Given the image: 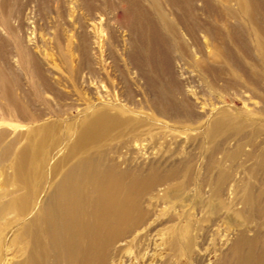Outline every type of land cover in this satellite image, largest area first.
Masks as SVG:
<instances>
[{
	"label": "rangeland",
	"instance_id": "obj_1",
	"mask_svg": "<svg viewBox=\"0 0 264 264\" xmlns=\"http://www.w3.org/2000/svg\"><path fill=\"white\" fill-rule=\"evenodd\" d=\"M159 2L186 53L149 0H0V264H24L31 246L18 235L27 225L41 233L43 202L75 159L92 168L103 155L107 165L163 177L143 194L145 218L112 246L108 264L261 257L264 65L255 26L237 0ZM249 2L262 19L264 0ZM229 29L226 64L212 46ZM101 113L121 123L78 155L72 146Z\"/></svg>",
	"mask_w": 264,
	"mask_h": 264
},
{
	"label": "bare ground",
	"instance_id": "obj_2",
	"mask_svg": "<svg viewBox=\"0 0 264 264\" xmlns=\"http://www.w3.org/2000/svg\"><path fill=\"white\" fill-rule=\"evenodd\" d=\"M149 1L158 15L162 28L172 36L175 46L186 53L189 50L188 44L184 38L179 37L178 27L164 11L162 2H159L161 0ZM237 2L240 12L255 26L253 35L256 36L259 46L257 49L259 63L264 65V38L260 33L263 29L261 22L264 17L261 19L259 15H254L256 10L249 0H237ZM232 14L228 11L226 15H221L224 16L225 25L234 17ZM174 15L179 19V13L175 12ZM148 23H151L150 18L147 19L146 24ZM225 31V37L221 39L223 45H213L212 56L222 57L225 63L229 64L232 62V54L226 49L229 48L231 44L229 42L235 33L230 29ZM209 39L214 41V37ZM227 42L229 44H226ZM150 64L153 62L150 61ZM151 106L154 108L155 104ZM165 106L171 108L173 105L165 104ZM160 107L162 112L164 106L160 105ZM120 123L119 117L107 113L91 117L71 149L78 152V155L92 153L99 148L100 143L109 138L111 132L115 133L114 129ZM99 158H103L101 163L94 162L92 168L89 166L91 159L87 157L75 159L73 167L66 174L63 173L61 184H56L58 189L51 191V196L45 198L43 202L41 212H43L44 224L41 233L27 225L18 235L19 239L24 241L26 250L31 246L24 258V264H108L112 246L143 221L145 218L141 209L143 194L163 178L158 177L159 169L121 170L117 165H107L104 162L106 158L104 155ZM24 167L27 168V164ZM21 174L19 172V175ZM171 174L169 178L173 177ZM43 233L47 240L46 244L38 238ZM243 241L250 244L255 242L249 239ZM251 257L250 254L238 256L241 264H251ZM254 264H264V251Z\"/></svg>",
	"mask_w": 264,
	"mask_h": 264
}]
</instances>
